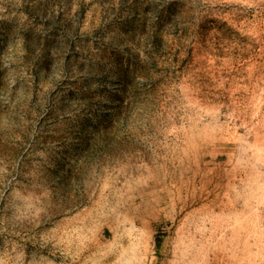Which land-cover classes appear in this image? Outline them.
<instances>
[{"label": "rangeland", "instance_id": "obj_1", "mask_svg": "<svg viewBox=\"0 0 264 264\" xmlns=\"http://www.w3.org/2000/svg\"><path fill=\"white\" fill-rule=\"evenodd\" d=\"M0 264H264V0H0Z\"/></svg>", "mask_w": 264, "mask_h": 264}]
</instances>
